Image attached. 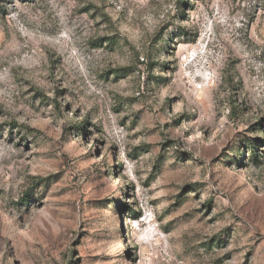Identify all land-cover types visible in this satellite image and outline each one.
<instances>
[{
  "label": "rangeland",
  "instance_id": "rangeland-1",
  "mask_svg": "<svg viewBox=\"0 0 264 264\" xmlns=\"http://www.w3.org/2000/svg\"><path fill=\"white\" fill-rule=\"evenodd\" d=\"M0 264H264V0H0Z\"/></svg>",
  "mask_w": 264,
  "mask_h": 264
}]
</instances>
